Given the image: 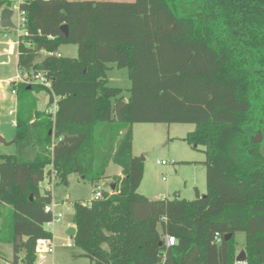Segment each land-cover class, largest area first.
<instances>
[{
	"label": "trees",
	"instance_id": "trees-1",
	"mask_svg": "<svg viewBox=\"0 0 264 264\" xmlns=\"http://www.w3.org/2000/svg\"><path fill=\"white\" fill-rule=\"evenodd\" d=\"M12 5L0 0V10ZM19 8L27 35L18 72L40 73L50 87L11 82L16 153L0 155V243L12 245V263L35 264L38 244L52 239L44 228L52 198L39 189L46 177L96 185L113 164L114 190L73 204L74 245L90 264H235L238 232L247 264H264V152L255 142L264 131V0H22ZM64 44L77 46L75 58L55 55ZM111 66L128 72L127 99L107 85ZM41 91L54 116L29 101ZM134 124L194 125L182 140L203 148L205 194L138 193Z\"/></svg>",
	"mask_w": 264,
	"mask_h": 264
},
{
	"label": "rangeland",
	"instance_id": "rangeland-1",
	"mask_svg": "<svg viewBox=\"0 0 264 264\" xmlns=\"http://www.w3.org/2000/svg\"><path fill=\"white\" fill-rule=\"evenodd\" d=\"M17 1L13 0V5ZM13 24L15 28L8 32L11 43L7 42L8 39L0 38V49L7 52V60L0 63V81L2 83L0 88V138L6 144L14 140L15 126L12 121L16 120L18 113L17 98L19 95L18 93L12 94L14 87L11 85L19 73L17 69L18 47L15 42L22 32L16 29L17 12L13 17ZM58 54L63 58H75L77 46L64 44L59 47ZM105 79L108 86L122 89L124 98H128L131 82L126 69H117L111 66L105 74ZM29 101L35 104L34 106L39 112L48 109V95L45 91L31 94ZM255 110L261 112L260 108H255ZM9 112H12V115H9ZM193 129L194 125L191 124H134L132 126L131 153L143 162V178L138 193L149 199L172 200L178 198L188 201L196 198V190L200 194H205L203 148L194 149L182 140L187 132ZM259 133H261L259 143L263 142L262 151L264 152V131H259ZM259 133L255 139L259 137ZM15 153L16 148L13 143L8 145L0 143V155H14ZM29 155L32 156L31 153ZM162 161L167 162V165H162ZM118 169L115 165L109 164L105 179L96 185L81 180L76 174H70L65 182L54 177L51 182L47 177L44 179L39 187L40 193L42 195L46 192L50 193L52 201L58 204L55 212H60L63 218L61 222L47 228V231L52 234L53 252L38 256L35 264H90L74 243L71 248L64 247L71 240L66 232L73 225V204L75 202L87 203L92 200L97 187L110 192V183L113 176L118 173ZM3 214H8V210L5 209ZM235 241L237 252L240 253L245 246V234L236 233ZM12 260V245L0 243V264H11Z\"/></svg>",
	"mask_w": 264,
	"mask_h": 264
},
{
	"label": "built area",
	"instance_id": "built-area-1",
	"mask_svg": "<svg viewBox=\"0 0 264 264\" xmlns=\"http://www.w3.org/2000/svg\"><path fill=\"white\" fill-rule=\"evenodd\" d=\"M22 0H18L16 2V4H14L12 7H8L10 8L11 10H13V15H12V18L14 17L15 15V12H17V30L19 32H22L19 36H22V35H27V31H26V18H25V12L20 10L19 8V4ZM11 18V21L13 20ZM13 23V21H12ZM14 24H13V28L14 29ZM12 29H2L0 27V31H3V30H12ZM19 36H18V39L17 41L15 42L18 46L19 44ZM2 38L4 39H8L7 42L8 43H11L9 41V37H8V34H3ZM49 55H52V54H49ZM57 57H60L61 55L60 54H55ZM15 84H18V83H22V84H26V85H33V84H39V85H43L47 88L50 87V82L45 78L44 75L40 74V73H37V74H33V75H21L20 73L17 74L16 78H15V81H14ZM12 94H17V91L16 89L14 88L12 90ZM56 112V105L53 104V106L51 108H48L45 110V113L46 114H49V115H52L54 116ZM9 115H12V112H9ZM12 124L15 126L16 125V120L12 121ZM162 165H167V162H164L162 161L161 162ZM171 164H174V162H171ZM52 177H55V175L53 174ZM102 193H103V190L98 188L96 189L95 191V195H94V198L92 200H90L89 202H87V204H91L92 201L94 200H98L101 198L102 196ZM58 204L55 203V202H51L50 204L46 205L44 207V211L48 214H50L51 218L48 222L45 223L44 225V228L47 230V228H51L53 227L56 223L58 222H61L62 218H63V215L60 213V212H55L56 211V208H57ZM74 238H71V240H69L65 245L64 247H67V248H71L73 246V241ZM52 240V239H51ZM51 240L48 241V242H40L37 246V250H38V256H41V255H44L46 253H52L54 248H53V245L51 244ZM164 242H165V245L167 247L169 246H173L174 243H175V239L174 237L172 236H166L164 238ZM215 242L216 243H219L220 242V238L218 237V235H216L215 237ZM11 264H14V263H11ZM17 264H21V263H17ZM235 264H247L246 260L245 261H240V262H235Z\"/></svg>",
	"mask_w": 264,
	"mask_h": 264
},
{
	"label": "water",
	"instance_id": "water-1",
	"mask_svg": "<svg viewBox=\"0 0 264 264\" xmlns=\"http://www.w3.org/2000/svg\"><path fill=\"white\" fill-rule=\"evenodd\" d=\"M12 15H13V10H11L10 8L8 7H5V8H2L0 10V27L2 29H12L13 28V23L11 21V18H12ZM60 30L61 32L64 34L65 37L68 36V29H67V26L66 25H62L60 27ZM7 60V56L6 55H0V63L2 62H5ZM0 87H1V84H0ZM260 134L259 133V137L257 139H255V142H260ZM0 143H3L5 145H8V144H12L14 143V140L8 144H6L1 138H0ZM81 180H85V178L82 176L80 177ZM110 190L113 191L114 190V186L112 185L110 187ZM66 234L70 237V238H74L75 235H76V228L75 226H72L71 228H69L66 232ZM231 237V235H227L224 237L225 240H228L229 238ZM28 239V237H17V244L18 245H21V241H26ZM24 252V251H23ZM237 262H240V261H245L246 260V254L245 252L242 250L237 256H236V259H235Z\"/></svg>",
	"mask_w": 264,
	"mask_h": 264
},
{
	"label": "crops",
	"instance_id": "crops-1",
	"mask_svg": "<svg viewBox=\"0 0 264 264\" xmlns=\"http://www.w3.org/2000/svg\"><path fill=\"white\" fill-rule=\"evenodd\" d=\"M74 1H77V0H74ZM84 1V0H83ZM87 1H94V2H125V3H133L134 2V0H122V1H117V0H87ZM13 19V18H12ZM13 21V20H12ZM0 55H6L7 56V52L6 51H4V50H1L0 49ZM14 82V81H13ZM0 84H1V86H2V83H1V81H0ZM1 88V87H0ZM190 132V131H189ZM188 133V132H187ZM121 174H120V170L118 169V173L116 174V175H114V176H120ZM200 193V192H199ZM72 226H74V225H72ZM239 254V253H238ZM237 254V255H238Z\"/></svg>",
	"mask_w": 264,
	"mask_h": 264
}]
</instances>
